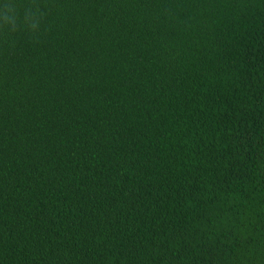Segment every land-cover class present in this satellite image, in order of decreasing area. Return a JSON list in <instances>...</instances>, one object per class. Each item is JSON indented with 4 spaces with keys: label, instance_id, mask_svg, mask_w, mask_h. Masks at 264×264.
Returning <instances> with one entry per match:
<instances>
[{
    "label": "trees",
    "instance_id": "16d2710c",
    "mask_svg": "<svg viewBox=\"0 0 264 264\" xmlns=\"http://www.w3.org/2000/svg\"><path fill=\"white\" fill-rule=\"evenodd\" d=\"M0 264H264V0H0Z\"/></svg>",
    "mask_w": 264,
    "mask_h": 264
}]
</instances>
